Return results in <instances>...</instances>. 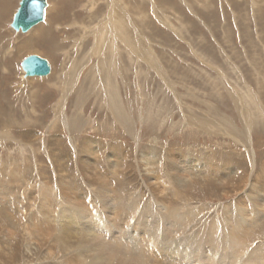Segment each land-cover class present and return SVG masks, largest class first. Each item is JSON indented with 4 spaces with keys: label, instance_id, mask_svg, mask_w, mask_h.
Returning a JSON list of instances; mask_svg holds the SVG:
<instances>
[{
    "label": "rangeland",
    "instance_id": "rangeland-1",
    "mask_svg": "<svg viewBox=\"0 0 264 264\" xmlns=\"http://www.w3.org/2000/svg\"><path fill=\"white\" fill-rule=\"evenodd\" d=\"M18 3L0 0V264H84L80 233L60 247L53 228L70 203L98 215L105 184L109 206L167 202L204 226L255 195L264 210V0H47L26 33ZM29 55L50 74L25 77Z\"/></svg>",
    "mask_w": 264,
    "mask_h": 264
},
{
    "label": "bare ground",
    "instance_id": "bare-ground-1",
    "mask_svg": "<svg viewBox=\"0 0 264 264\" xmlns=\"http://www.w3.org/2000/svg\"><path fill=\"white\" fill-rule=\"evenodd\" d=\"M119 29L120 31H122L121 35L128 34L129 30L125 29L123 24L121 23H119ZM111 30L114 32L113 27ZM46 31L47 30H45V32ZM107 77L108 76H106V79ZM35 78H42V77H35ZM104 82L106 83L108 87L110 88L112 87L109 79H107V81L105 80ZM109 98L111 101L109 103H112L115 106L114 108L119 110L118 105H117V100L115 98L114 93L109 94ZM253 121L255 122V120H252V122ZM79 122H80V119L77 116L70 122V124L74 127L75 125H79ZM247 124L248 122H246V125ZM253 125H255V128H257L256 126L259 125V123L256 122L255 124H252L250 122V126H253ZM248 126L245 129L247 132H249V128H250V127L248 128ZM244 133L246 132L244 131ZM188 163L189 164L185 167V171L194 170L195 164L193 163V166H191V161L189 160H188ZM23 174H25L24 171H23ZM174 183L177 184V182H174ZM105 186H107V184H105L104 187L98 190L99 196L101 197V199L103 198L102 200H100V205L97 206V211L99 210L98 215L95 213V209L93 210V208L89 210V209L82 207L81 203L77 205L76 203L75 204L70 203L68 207H64V208L61 207L59 213L57 214L56 226H59V227L56 228V226L53 225L54 226L53 230L55 231V235H53L54 240L59 242L58 245L60 247L68 246V245L66 246L67 243L65 244V240L68 238L72 230H76L80 233L79 239H78L80 246L76 252L74 251L75 252L74 254L78 253L76 254L80 257V258L78 257V259L80 261L82 260L84 264H264V241L262 242L259 241L260 243L255 246L254 244L253 245L251 244L252 239H254L255 237L256 229L258 230L262 226L261 214L263 215V213L261 211L263 209L259 207V205L256 204V202L258 201L256 200V195L253 196L252 198L253 202L251 205L247 207L237 206V208L235 209L236 211L233 213L232 217L230 216L228 218L229 213H226L228 210L225 207L221 209L222 210L221 213L219 214L217 213L218 215L214 216L215 219L211 218L212 220L209 221L210 223L205 220L204 221L205 226H204L203 222L200 225L198 224L201 218L196 219V212L194 210L185 209L186 207H183L184 209L182 208L178 209L176 207H168L166 206L167 202L165 203L160 202L161 201L160 199L159 200L156 199V201L160 202V203L157 202V205L159 203L158 208L153 202H150V200H149L150 204H148V206H143L139 208V206L136 204L137 201H131L129 205H127L126 207H122L121 199L118 197L117 198L113 197L112 198L113 204L112 206H109L105 198H106L107 192H109L110 189H107ZM3 187L4 189L7 188L6 186H3ZM152 187H154V185ZM261 189H264V188H261ZM179 190L181 191V188ZM222 190H223V187H222ZM251 190H252V193L254 194L255 190L253 188ZM0 192H1V187H0ZM65 196H66V193H65ZM68 200H72V199L67 198V201ZM183 200H181V202ZM45 203H46V200H45ZM175 206L177 205L175 204ZM6 214H7V211L5 210V208L0 209V217L6 216ZM50 224L52 223H49L48 225ZM46 229L47 228L45 229L43 228L42 233L45 232ZM50 232H53V231H50ZM45 233L48 234V232H45ZM34 237L33 239H35ZM41 241H37V242L41 243ZM70 246L72 245L70 244ZM2 248L3 247H1V249ZM58 252H61V251H58ZM71 253H72V250H71ZM44 256H46V254ZM44 256H41V258ZM63 256L64 255L62 254V258ZM56 257H58V255ZM50 258L52 259V257ZM32 259L29 261H33ZM62 264H65V263L63 262Z\"/></svg>",
    "mask_w": 264,
    "mask_h": 264
},
{
    "label": "water",
    "instance_id": "water-1",
    "mask_svg": "<svg viewBox=\"0 0 264 264\" xmlns=\"http://www.w3.org/2000/svg\"><path fill=\"white\" fill-rule=\"evenodd\" d=\"M47 6V0H20L10 28L15 32H28L44 21ZM20 68L25 77H46L51 71L49 62L38 55L25 57L20 63Z\"/></svg>",
    "mask_w": 264,
    "mask_h": 264
}]
</instances>
